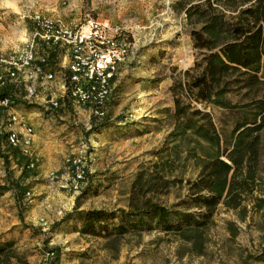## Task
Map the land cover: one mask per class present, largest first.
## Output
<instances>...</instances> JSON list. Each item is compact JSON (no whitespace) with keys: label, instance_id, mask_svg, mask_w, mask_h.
Masks as SVG:
<instances>
[{"label":"rangeland","instance_id":"obj_1","mask_svg":"<svg viewBox=\"0 0 264 264\" xmlns=\"http://www.w3.org/2000/svg\"><path fill=\"white\" fill-rule=\"evenodd\" d=\"M173 1L0 0L1 52L13 51L23 45L31 30L28 18L34 14L61 18L68 24L77 23L86 15L106 19L130 30L135 42L131 55L133 65L137 67L134 71L139 73L137 77L142 79L144 89H149V95H152V89H156L158 94L156 103L152 98L143 102V110H149L141 118L144 122L141 128L153 129V132L147 135L145 142L141 141V148L134 141L133 157L126 163L122 158L109 162L100 160L102 164L92 171V161L88 158L92 151L89 136L92 129L85 132L78 128L77 135L82 137L80 151H67L61 158L62 167L49 170L42 179L39 177L37 186L33 182L22 185L20 179L16 178V170L20 169L23 176L34 175L39 170L37 166L41 162V155L34 148L37 161L35 167L29 170L26 169L25 159L19 158V153L15 156L14 149L5 142L0 144V184L9 186L12 192V195L7 192L1 198L0 236L15 238L14 249L22 258L19 262L12 259L11 264H24V261L27 264H43L49 249L55 253L47 264H264V208L258 209L254 205L253 196L258 194L256 190L246 196L243 207L232 209L218 206L212 223L202 230L201 243L197 246L178 234L156 229L131 231L108 238L80 233L52 234L47 227L52 224L53 218L47 220L32 216V220L27 219V210L33 199H58L57 216L64 214V207L128 209L137 172L145 169L146 186L152 187L153 176L150 172L152 164L158 160L166 163V177L173 181L161 191H145L139 195V200L152 198L154 202L170 206L185 196V182L196 176L199 157L212 149L207 142L195 136L175 140L168 137L173 129L172 113L165 111L168 104L173 106L169 87L174 81L183 79V71L193 65L197 54L189 35L193 25L186 22L183 12L172 8ZM190 44L192 60L188 63L185 56ZM182 47H187L186 53ZM192 105L210 113L223 143L227 142L232 117L210 104L192 101ZM127 107L125 113L135 114L136 108ZM72 115L78 122L77 115ZM69 156L84 158L87 179L78 182L76 187L64 164ZM15 182L23 188L19 199L14 193ZM39 184H43L44 188L49 185L50 189L38 191ZM41 227L47 234L42 233Z\"/></svg>","mask_w":264,"mask_h":264},{"label":"trees","instance_id":"obj_2","mask_svg":"<svg viewBox=\"0 0 264 264\" xmlns=\"http://www.w3.org/2000/svg\"><path fill=\"white\" fill-rule=\"evenodd\" d=\"M172 8L183 12L193 25L189 35L197 54L193 65L183 71V79L169 87L173 129L168 137L195 136L212 151L199 157L196 176L186 180V194L178 202L167 206L152 198L139 200L145 191H161L173 181L166 177V163L158 160L150 172L152 187L146 186L147 171L137 172L128 209L78 210L75 206L48 227L49 233L77 231L108 238L156 229L178 234L197 246L218 206L243 207L246 196L256 190L254 205L264 208V0H175ZM10 93L9 88L1 90L0 97ZM192 101L219 107L232 117L227 142L223 143L210 113ZM19 158L25 159L20 154ZM13 188L19 199L22 186L15 182ZM8 190L0 184V200ZM14 239L0 236V264L22 261Z\"/></svg>","mask_w":264,"mask_h":264},{"label":"built area","instance_id":"obj_3","mask_svg":"<svg viewBox=\"0 0 264 264\" xmlns=\"http://www.w3.org/2000/svg\"><path fill=\"white\" fill-rule=\"evenodd\" d=\"M31 30L23 45L9 52L0 51V139L25 158L26 169L35 167V128L18 105L35 106L41 113L85 109L89 122L99 123L107 116L113 93L112 80L132 55L135 42L130 30L118 23L86 15L77 23L34 14L28 18ZM47 95H40V90ZM14 92L16 94H14ZM82 156H69L64 164L71 182L87 179ZM45 254V262L54 256Z\"/></svg>","mask_w":264,"mask_h":264},{"label":"crops","instance_id":"obj_4","mask_svg":"<svg viewBox=\"0 0 264 264\" xmlns=\"http://www.w3.org/2000/svg\"><path fill=\"white\" fill-rule=\"evenodd\" d=\"M190 48L191 44L185 56L188 63L192 60V54H189ZM186 49L187 47H182L184 53H186ZM178 50L181 51V47H179ZM132 59L133 56H130L127 61L119 67V70L112 80L113 93L107 104L106 118L97 124H92L93 127L91 126L92 130L89 136L92 145L90 150L92 151L89 152L88 158H91L92 161V171L101 165L103 160H108L109 162L116 158H122L124 159L123 162L126 163V161L133 157L132 149L134 141H137L136 144L140 147L141 141L145 142L147 135L153 132V129L141 128L142 125H144L141 118L143 116L145 117V113L149 110H143V102L150 101V98H152L154 103H156L158 94H156V89H152V95L148 94L149 89H144L141 84L142 79H138L137 77L139 73L134 71L137 67L133 65ZM39 93L42 96L47 95V92L43 89L40 90ZM14 94L16 93L14 92ZM162 105H164V103H162ZM127 106H130L131 109L136 108L135 114H130L131 118H128L130 115L125 113L127 111L126 108H128ZM167 107L170 109L171 113V104H168ZM18 109L21 113L26 114L27 118L34 124L35 135L33 146L38 155H41V162L37 166L39 170H37L34 175L30 174L28 176H23L20 174L21 170L19 169L15 172L16 175H18L16 178L20 179L19 183L22 185L33 182L36 184L35 186H37L36 181L39 180V177L42 179V176H45L49 170L60 169L62 167L63 162L61 158L67 151V153H77L80 151L79 142L82 137L77 135L76 129L82 128L85 132L87 131L86 125L89 122L88 112L85 109L72 110L70 107L68 110L46 114L41 113L40 109L35 106L23 104V101L18 105ZM71 113L77 115L78 122L75 121V117ZM73 132L75 134H73ZM2 142L5 141L0 139L1 145ZM15 160H17V158ZM23 179H25L24 182L22 181ZM47 187L48 188H44V185L41 184L38 191L46 192L47 189H50L49 185ZM7 192H10V194L12 193L8 190L1 198ZM57 203L58 199L47 198V200L44 201L33 199L29 206L30 208L27 210V212H29L27 219L32 220L31 217L36 216L47 220L53 218L54 221H58L72 210V208L68 209V207H64V214L57 216L56 211L59 209ZM77 209L81 210L79 206H77ZM54 221H51V223ZM71 223L72 221H69V224ZM32 225H34V223ZM41 230L42 233L47 234V232H44L43 227H41ZM59 233L70 234L79 232L70 231Z\"/></svg>","mask_w":264,"mask_h":264}]
</instances>
